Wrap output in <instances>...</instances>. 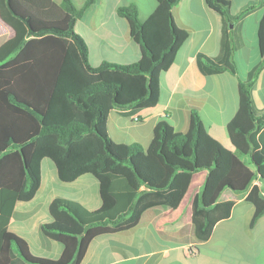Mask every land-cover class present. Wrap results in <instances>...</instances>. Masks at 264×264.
I'll list each match as a JSON object with an SVG mask.
<instances>
[{"label":"trees","instance_id":"obj_1","mask_svg":"<svg viewBox=\"0 0 264 264\" xmlns=\"http://www.w3.org/2000/svg\"><path fill=\"white\" fill-rule=\"evenodd\" d=\"M155 1L145 21L134 5L117 10L140 48L139 60L92 67L74 25L96 0H85L80 8L72 0H18L27 16L17 13L10 0H0V19L14 31L0 47V264H80L94 239L134 229L148 210H176L199 172L206 176L191 201L196 242L207 241L215 225L230 217L233 202L219 201L226 190L246 193L245 201L254 207L251 227L264 216V108L253 96L264 67V15L257 31L261 59L239 82L238 109L227 124L231 147L213 137L195 112L186 132L159 121L147 148L109 137L112 110L136 116L158 104L161 75L189 38L173 18L181 0ZM205 2L220 16L221 38L216 56L197 54V70L202 75L235 73L233 56L243 47L236 24L261 3L251 2L233 15L231 0ZM32 20L45 27L36 29ZM65 20V29L55 26ZM44 160L63 183L92 176L101 201L93 211L63 197L49 204L51 222L41 231L61 247L58 259L32 254L9 229L15 204L37 194Z\"/></svg>","mask_w":264,"mask_h":264},{"label":"crops","instance_id":"obj_2","mask_svg":"<svg viewBox=\"0 0 264 264\" xmlns=\"http://www.w3.org/2000/svg\"><path fill=\"white\" fill-rule=\"evenodd\" d=\"M52 1L61 4L63 0ZM72 2L80 8L85 0ZM251 2L261 5L236 24L243 47L233 56L235 73L202 75L196 67V56L201 52L218 54L221 19L208 8L205 0H181L172 10L173 18L178 27L189 33V38L177 52L171 68L161 75L158 104L136 116H123L118 110H112L107 119L109 137L116 143H139L147 148L159 121L165 120L175 130L186 132L195 112L213 137L231 147L227 124L238 109V84L247 79L261 59L257 31L264 15V0H231L230 6L231 13L237 15ZM10 4L17 13L28 15L17 0H10ZM129 5L136 6L139 19L145 21L157 4L155 0H96L76 21L74 30L85 41L92 67L104 62L130 65L139 60L141 51L130 37L129 24L117 14L118 8ZM33 23L38 29L39 24L32 20V26ZM55 26L65 29L67 20ZM13 37L14 31L0 19V47ZM253 96L257 107L263 109L264 67L254 81ZM45 161L48 160L42 162L37 194L29 202L15 204L9 229L29 249V238H33L41 246L50 247L53 256L45 258L58 259L61 247L41 231L43 224L51 222L49 204L63 197L93 211L100 208L101 201L98 183L92 176L63 183L53 164ZM205 176L206 172L194 174L189 191L176 210H148L134 229L94 239L80 264H264V216L250 226L254 207L245 201L246 193L223 192L219 201L233 202L231 214L215 225L207 241L196 242L188 231L191 230V201L199 193ZM19 218L21 223L17 224ZM99 255L100 259L94 260Z\"/></svg>","mask_w":264,"mask_h":264},{"label":"rangeland","instance_id":"obj_3","mask_svg":"<svg viewBox=\"0 0 264 264\" xmlns=\"http://www.w3.org/2000/svg\"><path fill=\"white\" fill-rule=\"evenodd\" d=\"M35 26H36V24H35ZM43 27H45L44 25H41V24H39V27L38 28H43ZM230 27V26H229ZM244 59H246V58H244ZM45 162H49V161H45ZM45 168V167H44ZM43 168V169H44ZM46 169V168H45ZM45 171H47V169L45 170ZM44 171V172H45ZM47 173V172H46ZM164 209V208H163ZM19 223H21V219L19 218L18 219V222H17V224H19ZM189 226L191 227V224H189ZM186 230H187V228H186ZM188 231H190V233H191V230L190 229H188ZM138 237V236H137ZM29 243H30V251H31V253L32 254H38V253H40L39 255V257H43V258H45V257H49V258H51L52 256H53V254H52V252H51V250H50V247H48V246H41V244H40V242L39 241H36V240H34L33 238H29ZM100 255H99V257H97V258H95L94 260H97V259H100Z\"/></svg>","mask_w":264,"mask_h":264},{"label":"water","instance_id":"obj_4","mask_svg":"<svg viewBox=\"0 0 264 264\" xmlns=\"http://www.w3.org/2000/svg\"><path fill=\"white\" fill-rule=\"evenodd\" d=\"M17 2H18V0H17ZM230 28H232V25H230Z\"/></svg>","mask_w":264,"mask_h":264}]
</instances>
